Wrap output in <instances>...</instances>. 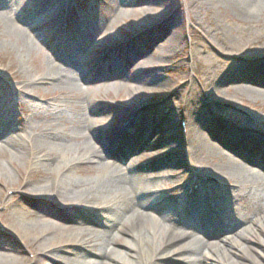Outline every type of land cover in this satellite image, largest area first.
Listing matches in <instances>:
<instances>
[{
    "label": "bare ground",
    "instance_id": "6f19581e",
    "mask_svg": "<svg viewBox=\"0 0 264 264\" xmlns=\"http://www.w3.org/2000/svg\"><path fill=\"white\" fill-rule=\"evenodd\" d=\"M56 1L58 0H48L44 4L48 7ZM151 1L153 12L157 13V8L163 10L157 20L149 23V27L154 29L155 26L165 27L164 34L162 33L165 36L162 39L160 34L157 36L153 32L148 33L155 42L156 51L142 59V62H139V59L144 52L138 48L133 50L131 63H136V71L148 67L158 68L162 60L169 58L182 41L178 14L165 12L166 0ZM247 1L259 6L260 12H264V0ZM215 2L232 10L241 20L261 27L254 16L246 15L239 8L236 0ZM1 6L8 10L0 11V25L4 28L5 36L13 39L22 49L25 48L26 33L11 20V17H15L21 10L23 4L18 0H3ZM55 7L45 17L49 21L63 8L60 3ZM186 9L189 7L186 6ZM109 20L110 17H106L99 26L91 28V31L80 25L81 31L89 41L92 38L96 42H101L111 33L106 27ZM173 27L175 32L170 35ZM158 41L161 43L158 44ZM68 42L74 43L76 55L66 54L55 42L50 45L54 59L47 55V73H40L35 80L13 83L12 95L7 92L6 98L15 97L19 101L20 97L36 92V89L28 90L29 87L35 88L38 82L50 79L52 82L49 87L61 95L77 89L82 95L77 98L68 97L66 100L57 101L53 106L50 105L47 109L49 115L40 120L43 123L39 125H27L26 119H22L18 120L12 129L5 131L0 129V139L5 138L0 143L2 160L15 171L20 172L22 167L26 169L25 178L19 189L20 198L17 200L15 189L7 188L11 186L12 175L0 172V218L7 215L3 228L15 235L21 231L24 235L30 236L21 237L20 241L29 254L33 255V264H42L40 257L48 255L57 261V264H152L151 260L156 261L153 264L174 262L247 264L243 260L233 262L226 255L223 256L224 254L217 257L205 252L208 244L204 236L225 228L230 218L237 214L239 215L237 225L245 228L251 235L264 232V211L261 209V203L264 202V175L248 167L247 163L244 164L248 162L244 160L248 156L252 166L264 169V126L263 129H245L244 126L233 129V124L226 121L216 125V121L213 123L211 117L205 113H215L221 100L217 101L215 98L214 101L211 98L212 105L204 106L202 95L194 93L184 101L179 100L180 107H175L171 112L168 111V115L161 116L152 110L158 106L154 93L160 88H165L168 81L141 79L134 82L131 80L132 84L120 85L128 86L137 95L134 103L129 104L125 101L119 103L122 108L133 114L131 118L117 128L104 129L106 131L102 133L103 129H95L96 116L103 115L113 106L106 102L111 108L103 111L98 110V107L97 109L92 107L93 102L89 103L94 87L88 86L90 73L85 71V62L82 59L78 61V55L84 49V42L71 35H68ZM115 44L100 63H97L100 71L109 63L111 53L118 50ZM128 44L131 47L137 45L134 42ZM35 46L37 47L35 43L30 42L31 51L36 50ZM154 46L151 45V48L154 49ZM38 49L42 51L41 48ZM190 54L189 61H195L196 56L192 50ZM118 55L120 56V53ZM246 56L244 59L241 58L242 68H239L240 60L234 56L220 64L217 62L226 66V70L215 84L217 87L222 86L224 77L233 75L228 77L232 83H243L235 84L234 88L229 89L235 96L245 95L253 99H264V77L261 75L244 77L245 72L250 69L264 68V42L258 44L256 48H250ZM117 72L110 71L106 76L107 79H113L112 86L119 85L114 82L117 78H113L112 75ZM97 77L101 75L95 78ZM206 82H208L206 85L202 84L203 90L213 87L211 78ZM252 86H258L262 90H254ZM0 92L2 93L0 98H5L4 88L1 86ZM161 103L168 106L172 102L163 100ZM221 103L233 107L228 100ZM16 106L20 111L27 113V115L23 113L26 117L38 119L39 113L32 111L28 115L23 103H17ZM204 107L206 112L203 111ZM29 108L35 110L36 106L30 104ZM16 110L14 109L12 114L10 111L6 114L0 111V127L11 123V117L20 118ZM258 110L264 112V108ZM204 118H207L208 122H204ZM247 118L250 122L258 121V117L254 115H248ZM214 119H217L216 116ZM177 120L185 124V133L182 137L177 133ZM55 121H59L62 128L57 127ZM204 126L207 128L204 131L208 132V138L202 134ZM215 126H218V129H213ZM175 131L177 134L164 141L156 140L150 145L148 143L158 136L161 137L162 133ZM171 150H176L175 155L185 157V160L176 161L174 155H168L157 164V167H165L161 171L149 172L155 164L139 166L133 159L150 160L152 157H158L162 151ZM133 153H137L136 156L128 159ZM110 154L125 161L127 159V163L120 165L112 162ZM198 161L204 165L196 166ZM198 167L205 170L203 175L198 173ZM186 175H190L189 182L184 181L178 186L170 187L181 182ZM10 191H13V194L8 196L7 193ZM29 196L51 204L54 200L53 204L61 208L70 206L79 208L74 211L77 213L74 216L63 217L64 221L71 225V229L75 227L76 234L65 236L64 241L58 244H54L52 239H46L48 231L40 229L37 223L52 216L56 208L51 210L47 204H41L39 201L29 203L24 198ZM175 197L176 200H172ZM177 200H180V204ZM29 218V222L24 224L23 221ZM132 226L137 228V232L131 234V239L136 245L131 246L129 242L124 244L131 259L122 260L115 257L116 252L110 249V246L117 243L120 239L118 236L127 227ZM181 238L191 241L175 247V243ZM29 248L32 251H29ZM85 249L94 260L85 261L81 253ZM239 254H248V257L257 260L258 264H264V250L261 256L245 242L234 246L232 255ZM0 264H29V261L20 257L19 252L13 250L6 242L0 241Z\"/></svg>",
    "mask_w": 264,
    "mask_h": 264
},
{
    "label": "rangeland",
    "instance_id": "374dc122",
    "mask_svg": "<svg viewBox=\"0 0 264 264\" xmlns=\"http://www.w3.org/2000/svg\"><path fill=\"white\" fill-rule=\"evenodd\" d=\"M2 1L3 0H0V11L6 12L8 10L1 6ZM18 1H20L23 6L21 10L17 12L15 17H11V20L14 25L26 33V36H24L25 48L22 49L19 44L13 41V39L11 40L6 37L4 28L0 25V86L1 88H4L5 92V98H0V111L5 114L10 111L9 113L12 114L11 112L14 109H17L16 112L20 115V118L14 114L13 116L15 117L10 118L11 123L0 127V129H3L1 131L12 129V127L18 123V120L22 119H26L28 123L27 125H39L40 123H43L40 122V120H43L49 115L47 109L48 107L50 108V105L53 106L57 101H62V99L66 100L68 97L77 98L82 95L81 91H77L78 89L70 91L69 94L61 95L58 91L49 87V84L52 81L46 79L38 82L37 85H35V88H28V90L36 89V92L32 95L22 96L19 98V101L15 97L6 98V96H8L7 92L12 95V89L14 88L13 83L19 84L24 80H35L40 73L45 74L48 63L47 55L50 59H54L51 53L52 47L50 45L55 44L56 42L66 54H77L74 43L68 42V35L73 36L75 39L78 37V40L84 42V51L82 50L78 55V61L82 59V61L85 62V71L90 73L88 76L90 82L88 86L94 87V92L90 97L91 101L89 103L93 102L92 107L95 109L98 107V110L103 111L111 108L109 107L110 105L113 106L112 109L108 110V112L103 115L96 116V122L94 123L96 127L95 129H114L131 118L133 114L122 108L119 103L121 101H125L129 104L134 103L136 102L135 96L137 95L128 86L120 85L126 83L132 84L134 81L141 79H145L146 81L147 79H150L155 82H158L161 79H166L168 81L165 88H160L154 93L156 94L155 99L158 100V106L152 108V110L161 116H165V114L168 115V111L171 112L175 107H180L181 103L179 100L184 101L194 93L195 95H202L204 106L212 105L213 102L211 103V98H213L214 101L221 100V102L228 100L233 104V107H231L219 102L216 112L211 114L206 112L205 107L203 108V111L206 112L205 114L211 117L210 119L212 122L214 123V121H216V125L217 123H225L226 121L227 123L231 122V125L233 124V129H240L243 126L245 129H263L264 112L262 113L258 108H264V99H253L245 95H242V97L235 96L231 90L229 91V89L234 88L235 84H237V82L232 83V80L229 79L230 77H233V75H228L226 78L224 77V85L217 87L215 84L217 80L222 78L223 71L226 70V66L219 65L220 62L232 59L234 56L235 59L240 60L239 62L241 64L239 68H242L243 59L244 57H247L246 52L250 50V48H256L258 44L264 42V12H260L259 6L252 5L247 0H236L239 8L246 15L254 16L261 24V27L241 20L232 10H229L223 5L219 6L215 0H166L164 3L165 12L178 14V20L181 23V26H179V30L182 34L180 46H177L172 51L169 58L162 60L158 68L148 67L136 71V63H131V56L134 55L133 50L138 48L140 51L144 52V55L139 59V62H142V59L144 60L153 55L156 51V45L154 46L155 42L151 40V36L148 33L153 32L157 36L160 34V38L162 39L163 36H165L163 35L165 27L162 28L161 26H155V29L149 27V23L157 20L163 10L162 8H157V13L153 12L151 0H58L48 7L44 4V2L48 0ZM58 3H60L63 8L53 15L54 19L52 18V20L49 21V19H46L45 17L53 11ZM186 6L189 7L188 10L186 9ZM56 15L58 16L56 17ZM106 17H110L106 27L109 28L111 33L104 37L101 42H96L95 39L92 38L90 41L89 39H86L81 31L80 25L84 26V28L89 31L91 28L99 26ZM172 18H174V16H172ZM211 23L213 26H211ZM154 25H156V23ZM173 32H175L174 27L169 32L170 35L173 34ZM201 38L203 39L201 40ZM30 42L37 45V47L35 46L36 50L31 51ZM130 42H134L137 45L131 47L128 44ZM157 43L160 44L161 42L158 41ZM113 44L117 46L118 50L111 53L110 58H108L109 63L106 64L103 71H100V67L97 66V63H100V60L103 59V56L110 50ZM64 45L66 47H64ZM151 45L155 48L152 49ZM38 48H41L42 51ZM191 50L196 56L195 61H189ZM119 53L120 56L118 55ZM118 56L119 59L117 58ZM217 62L219 64H217ZM59 64L61 63L59 62ZM110 71H119L112 74L114 75L113 78H117L114 79V82L119 85L112 86L111 82L113 79H107L106 76ZM99 75H101V77L95 78ZM255 75H261L264 77V68L261 70H256L255 68L252 70L250 69L245 72L244 77L249 78ZM209 78L213 80V87L203 90L204 88L202 84L205 83L206 85L208 83L206 81ZM131 80H133V82H131ZM239 84L243 83L239 82L237 85ZM252 89L259 91L262 90V88H258V86H252ZM0 94L2 95L1 92ZM163 100H171L172 103L165 106V104L161 103ZM106 102L110 103L108 104L109 106H107ZM17 103H23V107L27 110L28 115L31 114L32 111L39 113L38 119L35 117H26L25 115H27V113L20 111L19 107L16 106ZM29 103L35 105L36 109L31 110L29 108ZM103 111H101V113ZM203 111L201 112L202 114L204 113ZM248 115L258 117V121L250 122L247 118ZM215 116L217 119H214ZM101 119H104V121ZM206 119L207 118L203 119L204 122H208ZM176 122L178 136L182 137L185 133V124L178 120ZM54 123L57 127L62 128L59 121H55ZM203 128L202 134L208 138V132L204 131L207 128L205 126ZM213 129H218V126H215ZM102 133H105V130H103ZM177 133L176 131L162 133L161 137L158 136L155 140L152 139L148 143L150 145L156 140L164 141ZM6 136L7 132L5 137ZM4 139L5 138H1L0 143ZM1 153L2 149L0 146V172H7L12 175L13 179L11 186L9 185L7 188L15 189V199L17 200L20 198L19 189L22 186V180L25 178L26 169L25 167H22V170H20L22 174H20L19 171H15L13 167L7 165L5 161L2 160L3 157L1 156ZM136 154L133 153L129 155L128 159L136 156ZM175 154L176 150L167 152L162 151L158 157H152L150 160L140 158L133 159L139 166H145L149 163L155 164L149 169V172H156L165 169L164 166L157 167V164L168 155H174V157H172L176 161L182 162V160H185V157H179ZM110 155L112 156V154ZM245 158L246 159L244 160H247L248 162H245L244 164L247 163L248 167L253 168L258 173L264 175L263 168H255V166H252V163L249 161L250 158H248V156ZM111 160L120 165H125L127 163V159L125 161V159L123 160L115 155L111 157ZM201 161H198L196 166L204 165ZM185 172L187 171H184V173ZM179 173H181V171H179ZM198 173L203 175L205 170L201 167L198 169ZM180 176H182V174H180ZM87 178L92 177L87 176ZM189 179L190 175H186L181 182L170 185V187L178 186L184 181L189 182ZM194 188H197V186H194ZM7 194L8 196H11L13 191H10ZM24 198H26L29 203L39 201L41 204H47L51 210L56 208V211L53 210L55 213H53L52 216H49L44 220L42 219L43 221L39 220L40 222L37 223L40 229L48 231L45 235L46 239H52L54 244H58L64 241L65 236L76 234V231L74 230L75 227L71 229V225L64 221L63 217H66L67 215L74 216L77 214L74 211L79 208L71 206L68 208H61L53 204L55 201L52 199L51 204V202L46 203L47 201L43 202V200H38L39 198L37 197L29 196ZM172 200H176V197ZM177 201H179L178 203L180 204V200ZM234 208H236V206H234ZM261 209L264 211V202L261 203ZM238 217V214L231 217L228 221L229 223H226V227L220 231L211 232L204 236V239L206 238L205 241L208 244L205 252L214 254V256L217 257H221V255L224 254L223 256L226 255L233 262L243 260L247 262V264H258V261L248 257V254H239V256L232 255L234 246L240 245L243 242H245L247 246H251L255 252H259L261 256L264 250V232L255 236L251 235L245 228L237 225ZM1 218L0 241L6 242L11 248H13V250L19 252L20 257L29 261V264H33V255L29 254L20 241L21 237L30 238V236L24 235L21 231L16 232L18 236L12 234L11 231L9 232L3 228V225H5L4 220L7 218V215ZM29 220L30 218L24 220L23 223L26 224ZM135 232H137L135 226L127 227L125 231L118 236L120 239L117 243L110 246V249H113L116 252L115 257L122 260L130 258L124 244L129 242L131 246L136 245L131 239V234H134ZM190 241V239L181 238L174 246L180 247ZM29 251H32L31 248H29ZM81 253L84 256L85 261L94 260L86 249ZM62 255L64 256V254ZM145 257L147 258L148 254ZM40 259L42 260V264H57V261L53 260L49 255L41 256ZM155 262V260H151L152 264ZM164 264L181 263L174 262Z\"/></svg>",
    "mask_w": 264,
    "mask_h": 264
}]
</instances>
